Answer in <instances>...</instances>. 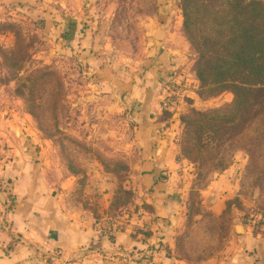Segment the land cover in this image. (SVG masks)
Returning a JSON list of instances; mask_svg holds the SVG:
<instances>
[{
    "label": "rangeland",
    "instance_id": "374dc122",
    "mask_svg": "<svg viewBox=\"0 0 264 264\" xmlns=\"http://www.w3.org/2000/svg\"><path fill=\"white\" fill-rule=\"evenodd\" d=\"M256 1L264 6V0ZM229 2L191 1L192 31L199 39L215 38V31L229 36L230 26L240 20ZM45 5V16L32 13L0 24V31L6 29L0 32V89L6 91L3 109H11L1 118L29 124V129L12 130L17 146L30 149L28 141L40 133L48 137L58 160L78 173V193L90 195L94 206L97 193L90 188L109 187L107 235L114 226L126 225L134 238L159 240L136 252L140 264H148L157 249H162V259L183 264H241L247 254L252 264H260L255 256L257 248L264 250V102L250 106L251 97L242 119L218 134L214 152L229 161L225 170L182 160L176 169L181 176L170 179L164 197L160 192L157 199L160 207L163 200L176 205L167 215L152 218L153 226L150 219L140 222L153 210V192L141 189L143 182L134 190L130 187L138 164L136 149L109 145L116 138H133L134 127L147 113L139 104L143 90L132 105L127 103L129 94L145 83L151 65L163 64L158 55L164 51V63L173 68L165 78L160 71L148 77L146 82L161 99L147 115L170 146L178 151L183 140L195 142L192 132L185 133L182 116L192 109H224L232 102V93L216 86L202 93L195 74L198 52L183 28L182 0H46ZM101 81L103 87L98 88ZM87 94L89 99L80 98ZM9 144L0 138V171L13 159L9 150L14 146ZM8 183L0 181V191ZM86 186L89 191L83 193ZM162 227L171 228L165 233ZM246 231L258 240L256 249L243 251L241 236Z\"/></svg>",
    "mask_w": 264,
    "mask_h": 264
},
{
    "label": "crops",
    "instance_id": "0c3cea01",
    "mask_svg": "<svg viewBox=\"0 0 264 264\" xmlns=\"http://www.w3.org/2000/svg\"><path fill=\"white\" fill-rule=\"evenodd\" d=\"M45 1L0 0V24L7 25L5 23L20 21L32 13L45 16ZM0 32H6V29L2 28ZM149 44L151 46L152 43ZM167 55L166 51L158 55L163 64L156 61L151 65L145 76L146 81L154 71H160V77L168 76L173 66L164 63V56ZM146 81L141 86H134L127 103L132 105L134 103L132 98L137 97L143 90L144 95L139 104L144 107L142 109L147 114L151 115L153 114L151 112H155L156 104L160 102L161 94L154 91ZM101 82L98 88L103 87L104 83ZM135 87L136 91H134ZM5 95V88H1L0 138L3 137L14 148L9 150L13 153L12 161H7L0 171V181L9 182L0 191V264H140V259L136 256L139 253L136 252L156 242L155 236L145 241L134 238L126 225L119 227L120 229L114 226L111 235L108 236L104 227L105 221L108 220L106 211L111 197L110 188L102 184L96 189L86 186L85 190L81 187L83 193L89 191L87 188H90V192L96 191L94 206L90 195L78 193L80 190L78 173L70 171L68 166L65 167L58 160V152L48 137L40 133L41 135L28 141L27 146L30 149L17 146L19 139L13 135L12 130L29 129V124L27 125L24 120L15 123V120L1 118L11 110L3 109L7 108L2 104ZM82 96L80 97L82 100L87 96L88 99L91 97L90 94ZM147 114L143 119L140 116L142 120L134 127L133 138L130 141L116 138L117 140L109 142V145L115 146L118 150L136 149L134 151L136 156L138 155V164L134 166L137 170L133 171L135 174L132 175L134 177L131 178L130 187L135 188L137 183L143 182L140 188H148L153 192L150 197L153 210L150 215L141 217L140 221L150 219L148 224L153 226L152 218L167 215L176 205L163 200V205L160 207L157 199L160 192H162L161 197H164V190L170 187L168 186L170 179H179L181 175L176 173V169L181 167V162L185 159L181 157L179 159V150H176V146L169 145L168 137L157 133V124H154L153 118ZM133 118L136 119L135 116ZM7 122L8 124H5ZM24 138L20 137V140L23 142ZM31 146H34V150L38 148V151L33 153ZM172 217L175 219L174 216ZM162 230L166 231L165 233L169 232L167 227H162ZM160 240L164 242V239ZM254 243L259 242L249 231L243 232L241 236L243 251L250 247L256 249ZM256 251L255 258H259L260 264H264V250L257 248ZM161 255H163L162 249H157L148 264H176L175 262L183 264L178 260L162 259ZM244 256L241 264H252V256L248 254Z\"/></svg>",
    "mask_w": 264,
    "mask_h": 264
},
{
    "label": "trees",
    "instance_id": "16d2710c",
    "mask_svg": "<svg viewBox=\"0 0 264 264\" xmlns=\"http://www.w3.org/2000/svg\"><path fill=\"white\" fill-rule=\"evenodd\" d=\"M191 1L182 0L183 28L198 52L195 74L202 93L204 88L216 86L221 91H230L233 99L226 109L207 112L192 109L181 117L185 133L192 132L195 142L183 140L179 155L189 163H209L213 169L223 171L229 161L214 152L215 147L218 148V134L232 130L237 119H242V108L250 104L251 97L254 100L250 106L264 102V6L256 0H230V8L236 9L239 22L230 26L229 36L224 33L218 36L215 31L216 37L207 40L199 39L192 31ZM219 47L225 49L224 52H220ZM220 160L225 163H219Z\"/></svg>",
    "mask_w": 264,
    "mask_h": 264
}]
</instances>
